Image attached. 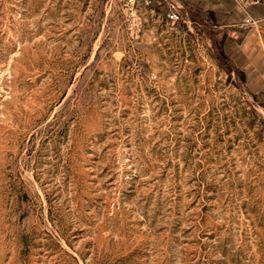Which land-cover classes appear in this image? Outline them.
Masks as SVG:
<instances>
[{
	"label": "rangeland",
	"instance_id": "rangeland-1",
	"mask_svg": "<svg viewBox=\"0 0 264 264\" xmlns=\"http://www.w3.org/2000/svg\"><path fill=\"white\" fill-rule=\"evenodd\" d=\"M186 10L0 0V264H264V71Z\"/></svg>",
	"mask_w": 264,
	"mask_h": 264
},
{
	"label": "crops",
	"instance_id": "crops-1",
	"mask_svg": "<svg viewBox=\"0 0 264 264\" xmlns=\"http://www.w3.org/2000/svg\"><path fill=\"white\" fill-rule=\"evenodd\" d=\"M178 2L185 10L192 7L194 11L199 9L214 12L216 18L223 20L222 24L230 27L228 40L230 43L225 45L230 58L248 74L264 71V58L261 57L264 49L263 34L255 25L245 23L247 16L254 19L264 18V1L178 0Z\"/></svg>",
	"mask_w": 264,
	"mask_h": 264
},
{
	"label": "built area",
	"instance_id": "built-area-1",
	"mask_svg": "<svg viewBox=\"0 0 264 264\" xmlns=\"http://www.w3.org/2000/svg\"><path fill=\"white\" fill-rule=\"evenodd\" d=\"M144 2H152L157 1L159 3H163L165 6V13L167 16V19L172 22L180 21L183 18L182 14V5L178 2V0H143ZM246 24H255L257 23V20L247 16L245 19Z\"/></svg>",
	"mask_w": 264,
	"mask_h": 264
},
{
	"label": "trees",
	"instance_id": "trees-1",
	"mask_svg": "<svg viewBox=\"0 0 264 264\" xmlns=\"http://www.w3.org/2000/svg\"><path fill=\"white\" fill-rule=\"evenodd\" d=\"M189 9H190V12H191L190 15H191V18H192V21L194 22V24H197V22H198L199 24H204L205 25L206 24L205 21H207V20H204L202 17L206 16L208 20L212 19V17H213L212 16L213 15L212 12H210V11L197 10L196 13H195V12H193V8L192 7H190ZM222 55L226 56L225 52H222Z\"/></svg>",
	"mask_w": 264,
	"mask_h": 264
}]
</instances>
